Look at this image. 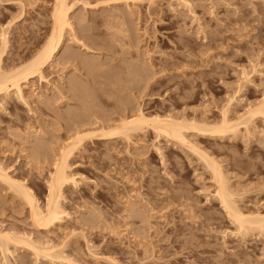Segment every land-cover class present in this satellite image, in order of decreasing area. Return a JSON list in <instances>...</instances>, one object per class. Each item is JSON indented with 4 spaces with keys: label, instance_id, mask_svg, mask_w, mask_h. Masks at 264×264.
Instances as JSON below:
<instances>
[{
    "label": "rangeland",
    "instance_id": "1",
    "mask_svg": "<svg viewBox=\"0 0 264 264\" xmlns=\"http://www.w3.org/2000/svg\"><path fill=\"white\" fill-rule=\"evenodd\" d=\"M67 2L55 55L20 92L0 91V264H264V228H240L214 175L264 218V0ZM55 3L0 0L2 73L44 49ZM140 108L143 129L92 136ZM155 118L187 126L186 141ZM81 132L92 135L69 157L61 218L40 225L12 183L46 211Z\"/></svg>",
    "mask_w": 264,
    "mask_h": 264
},
{
    "label": "bare ground",
    "instance_id": "2",
    "mask_svg": "<svg viewBox=\"0 0 264 264\" xmlns=\"http://www.w3.org/2000/svg\"><path fill=\"white\" fill-rule=\"evenodd\" d=\"M68 0H56L54 7V30L53 33L44 47V49L38 54V56L27 66H24L20 69H15L11 73H2L0 71V91H7L10 86H14L17 90L21 91L20 81L21 79L27 78L28 75L36 73L40 71V69L55 55L58 51L63 37L64 31H66L67 27H71L72 25L69 22L68 11L69 5ZM4 43L6 44V37L4 36ZM138 116L133 119H129L124 117L122 119V124L119 126H115L109 132L95 134L87 132L78 133L75 137V140L70 143L68 146L63 148L62 152H60V158L58 157V163L56 167V172L53 175V180L50 182V196L48 198V206L46 211H43L38 205L37 201L33 196V192L24 187L22 184L12 183L14 186L18 187L20 192H22L27 201L29 202L32 211L33 217L36 223L40 225H48L49 223L55 222L61 218L63 210L60 206V198H61V189L62 186L70 180L71 178L68 174V160L73 151L76 149L77 145L88 136H111L117 133H127L132 130L143 129V127L149 122V120L145 117L143 110L140 108L137 111ZM155 122L158 123L156 129L160 133H164L172 136L173 138L179 140L180 142L186 141V135L184 130L187 129V126L174 122L172 119H160L155 118ZM228 121L225 120L223 128L214 129L211 132H224L226 128L229 127ZM203 131V130H202ZM2 174V173H1ZM5 175V174H3ZM2 175V176H3ZM214 175L216 177L217 183L219 184V188L217 189V195L221 200L225 209H227L230 216L237 222L240 228H246L245 224H256L261 229L264 228V218H260L259 216L249 217L244 214V212L240 211L235 203L231 195V191L227 189L228 187L225 184L224 176L218 169L214 168ZM6 176V175H5ZM10 182V178H4ZM227 187V188H226ZM248 228V225H247ZM246 228V230H247ZM245 230V229H244ZM264 230V229H263ZM10 237H8L9 239Z\"/></svg>",
    "mask_w": 264,
    "mask_h": 264
}]
</instances>
